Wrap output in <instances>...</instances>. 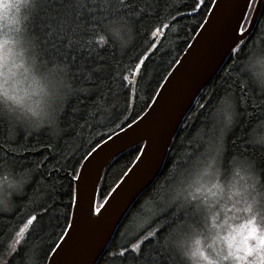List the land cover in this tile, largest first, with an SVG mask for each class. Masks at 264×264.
Masks as SVG:
<instances>
[{
    "label": "snow or ice",
    "instance_id": "6c2138e0",
    "mask_svg": "<svg viewBox=\"0 0 264 264\" xmlns=\"http://www.w3.org/2000/svg\"><path fill=\"white\" fill-rule=\"evenodd\" d=\"M167 3L0 0V21H11V32L0 33V129H8L0 139V264H55L75 212L87 209V219L98 222L132 178L129 169L118 185L101 188L100 168L88 166L145 117H126L118 132L101 136L79 158L67 140L101 117L115 123L141 91L153 101L145 107L156 110L174 79L169 72L164 84L153 83L145 56L159 51L162 29L150 32L148 47L134 57L131 41L139 35L136 25L159 16ZM232 4L238 14L223 21L218 37L229 42L227 76L197 104V116L176 118L191 151L165 185L147 179L134 187L117 209L125 230L86 264H264V0ZM226 6L228 0H190L183 5L189 11L176 8V14L204 35ZM22 84L44 97L39 112L25 106ZM192 120L200 123L194 128ZM149 147L137 144V167ZM24 202L31 214L14 225ZM229 220H239V229Z\"/></svg>",
    "mask_w": 264,
    "mask_h": 264
},
{
    "label": "water",
    "instance_id": "95a60500",
    "mask_svg": "<svg viewBox=\"0 0 264 264\" xmlns=\"http://www.w3.org/2000/svg\"><path fill=\"white\" fill-rule=\"evenodd\" d=\"M235 14H238V8L232 4V0H228V6L217 10V16L212 18L213 24L209 25L208 33L201 35L199 30L195 32L178 59L183 66L179 70L175 67L170 69L169 72L174 73V79L167 85L168 90L164 92L156 110L147 108L140 116L145 118L138 128L127 130V135L121 134L115 144H109L88 166L93 171L100 168L103 177L106 169L119 155L137 144L143 146L151 143L149 155L144 158L145 163L137 167L136 161H133L128 168L134 170L131 173L132 178L123 185L121 194L98 222L92 223L87 219V209L75 212L76 220L71 237L61 254L55 257V264H86L93 256L103 253L121 224L118 207L123 206L127 196L140 181L156 180L181 126L176 124L177 116L180 113L188 115L199 95L211 83L230 55L229 42L218 37L226 27L223 21ZM208 15L211 16V13ZM164 83L162 81L161 84ZM92 220H96V217H92Z\"/></svg>",
    "mask_w": 264,
    "mask_h": 264
},
{
    "label": "trees",
    "instance_id": "16d2710c",
    "mask_svg": "<svg viewBox=\"0 0 264 264\" xmlns=\"http://www.w3.org/2000/svg\"><path fill=\"white\" fill-rule=\"evenodd\" d=\"M189 2L190 0H168L167 6L161 9L159 16L145 19L142 23L136 25V28L139 30V35H136L134 33L132 36L131 42L134 45V50L130 52V56L133 57L144 52V50L148 47L149 41L147 37L149 36L150 32L155 31L157 28L162 29L159 35L155 38V43L159 47V51H155L153 49L145 53V56H151V59L148 60L147 63L150 70V76L153 78V83H155L156 80H159L160 83H162V77L167 75L170 69L173 67L170 66L171 62L179 59V57L191 41L193 35L195 34V32L191 31L190 18L186 20L182 15L176 14V8H180L183 12L189 11V9L183 7L184 3ZM261 11L264 12V6H262ZM174 16L176 17L175 19H173ZM197 19H199V17H197ZM164 25H168V27L165 28ZM259 46V41H257V48H259ZM153 52H155V54H153ZM165 53L168 54L165 55ZM124 61L126 64H131V61L127 56L124 57ZM231 63L232 61L227 58L220 71L217 73L211 83L199 95L187 116L194 117L199 114L198 112L193 110L197 108L198 103H205L207 99L210 98V94L214 91L215 86L223 83L221 77L227 76L225 69ZM201 97H204V99L202 100ZM146 103H151V100L148 99V96L144 93V91H141L138 95L133 96V98L129 101L127 112L124 113L123 116H120L115 123L106 121L104 117H101L100 124L78 130L79 135H74L72 138L67 140V147L69 152L75 151V158H79L87 150H89L91 145L94 144L95 141L101 136L106 137L113 131H119L117 124L121 123L126 117L131 118L134 114L137 113L139 114V116H141V114L147 109L145 107ZM120 108L123 109V104H120ZM141 109H143V111H141ZM191 123L195 128V126L200 122L192 120ZM257 123H259V121H257ZM183 127V124H181L169 148L164 165L155 180V182L158 184L165 185L169 176L177 174L179 170L176 169L174 165L176 163L182 162L185 155L191 151L189 140L184 139L185 133L184 131H182ZM239 134L240 132L239 130H237L236 135L238 136ZM193 135L198 136V133L196 131H193ZM7 136L8 129L6 127L0 129V139ZM136 147L127 150L119 155L109 165L103 175L104 179L100 181L99 187L106 188L108 185L115 186L117 184V182L122 177V173L128 170V168L135 160V156L138 155V153L135 151ZM170 160L172 161L171 164L169 163ZM100 200L101 197L98 196L97 202L99 203ZM31 207L32 206L29 205L28 202H24L21 205L22 210L20 215L12 223L16 225L25 220V218L29 214H31ZM118 228L119 231H116L110 243L113 242L114 238H119L120 232L125 230L123 223H121ZM56 231L58 232L59 229H57Z\"/></svg>",
    "mask_w": 264,
    "mask_h": 264
},
{
    "label": "rangeland",
    "instance_id": "374dc122",
    "mask_svg": "<svg viewBox=\"0 0 264 264\" xmlns=\"http://www.w3.org/2000/svg\"><path fill=\"white\" fill-rule=\"evenodd\" d=\"M9 24H11V21H0V33L4 31L11 32V29L8 27ZM25 89H27V92L25 91ZM20 95L24 97V103L26 107L30 106L37 112H39L40 109L43 107L44 97L40 94L38 88H29L28 85L22 84ZM217 194L219 195V186L217 189ZM228 223L232 224L234 227L239 229V220H229Z\"/></svg>",
    "mask_w": 264,
    "mask_h": 264
}]
</instances>
